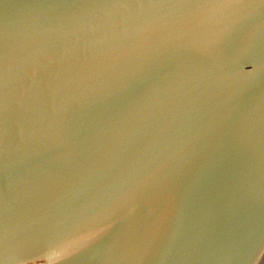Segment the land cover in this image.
Segmentation results:
<instances>
[{"label": "water", "instance_id": "95a60500", "mask_svg": "<svg viewBox=\"0 0 264 264\" xmlns=\"http://www.w3.org/2000/svg\"><path fill=\"white\" fill-rule=\"evenodd\" d=\"M0 264H264V0H0Z\"/></svg>", "mask_w": 264, "mask_h": 264}]
</instances>
